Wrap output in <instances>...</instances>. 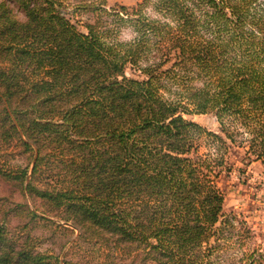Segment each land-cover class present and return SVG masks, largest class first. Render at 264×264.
<instances>
[{
    "label": "trees",
    "instance_id": "16d2710c",
    "mask_svg": "<svg viewBox=\"0 0 264 264\" xmlns=\"http://www.w3.org/2000/svg\"><path fill=\"white\" fill-rule=\"evenodd\" d=\"M11 1L0 0V140H16L34 160L29 176L1 166L0 175L117 254L210 264L218 222L226 223L220 176L233 167L225 155L227 139L236 141L232 121L247 128L248 152L264 156V9L256 17L257 0H160L179 21L172 25L140 3L118 4L103 9L107 27L96 19L84 31L57 0H13L22 18ZM123 24L136 36L119 39ZM197 28L213 35L200 39ZM148 54L159 56L143 63ZM171 55L206 85L160 93L162 71L176 68L167 67ZM209 110L225 137L185 117ZM205 137L215 152L201 150ZM6 232L0 224V264H73Z\"/></svg>",
    "mask_w": 264,
    "mask_h": 264
},
{
    "label": "rangeland",
    "instance_id": "374dc122",
    "mask_svg": "<svg viewBox=\"0 0 264 264\" xmlns=\"http://www.w3.org/2000/svg\"><path fill=\"white\" fill-rule=\"evenodd\" d=\"M160 0H57V6L64 10L77 26L86 31L85 24L94 22L108 26V14L103 9L123 4L133 9L140 3L141 13L151 18L169 21L172 25L179 21L175 17L166 15L159 7ZM13 12L19 17H24L18 4L11 1ZM264 9V0H257V6L250 8L258 13ZM198 10L197 14L198 15ZM200 13V12H199ZM204 17L201 18L203 20ZM200 20V21H201ZM117 36L121 40H128L136 36L137 31L130 24H123ZM220 32L221 37L225 31ZM196 34L206 39L211 30L197 28ZM159 55H144V62H152ZM167 63V67L174 63V55ZM166 66H163L165 69ZM192 68V66H191ZM192 71V69H191ZM129 74H132L128 70ZM162 74L159 79L160 93L165 97H180L188 89L204 87L205 78L196 79L187 70L176 66L169 75ZM135 75L139 76L138 73ZM183 103H188V99ZM191 105V104H189ZM185 117L204 125L207 129L221 131L215 110L201 113L185 114ZM225 121L228 119L224 118ZM233 123V125H231ZM226 128L227 133L236 141L227 139L228 149L225 151L226 159L233 163L230 172H223L220 176V185L224 193V205L221 220L223 232L218 239L212 240V247L208 249L210 264H264V156L257 157L248 152L249 132L239 122L232 121ZM215 144L207 137L202 142V151L211 149L215 152ZM34 155L24 151L23 147L13 140L9 145L0 140V166L7 171H18L21 168L28 170V176L33 166ZM54 172H59L57 167ZM58 181H62V177ZM48 204L41 203L40 199L24 192L21 183L0 175V224L6 229L7 235L14 243H26L34 251L50 253L60 260H67L73 264H108L114 258L121 264L137 263L152 264L145 259L139 260L141 250H134L129 254H117L110 250L107 243L95 241L91 234L76 223L64 222ZM61 213V212H60Z\"/></svg>",
    "mask_w": 264,
    "mask_h": 264
}]
</instances>
